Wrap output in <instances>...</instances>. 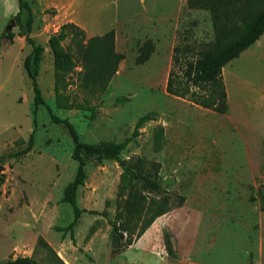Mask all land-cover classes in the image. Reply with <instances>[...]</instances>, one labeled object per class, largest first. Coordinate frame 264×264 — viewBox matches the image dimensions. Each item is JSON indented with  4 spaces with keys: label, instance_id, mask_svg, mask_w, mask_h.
I'll return each instance as SVG.
<instances>
[{
    "label": "rangeland",
    "instance_id": "obj_1",
    "mask_svg": "<svg viewBox=\"0 0 264 264\" xmlns=\"http://www.w3.org/2000/svg\"><path fill=\"white\" fill-rule=\"evenodd\" d=\"M112 1L120 18L114 49L122 57L103 88L92 85L90 93L81 84L83 67L70 37L61 44L76 65L55 55L45 36L33 38L43 46L37 82L46 104L37 107L34 125L22 65L31 45L16 37L26 16L15 14L18 0H0V35L13 32L0 39V261L264 264V33L222 67L227 109L218 113L165 90L178 65L176 47L181 62L213 47L209 10L188 7L187 0ZM145 13L161 16L159 23ZM142 51L148 56L138 60ZM46 106L84 142L125 141L118 159H85L76 201L86 211L72 230L66 228L72 209L62 196L77 169L74 144ZM141 116L146 119L135 128ZM32 131L26 154L5 157L25 147ZM121 160L155 174L161 191L145 188Z\"/></svg>",
    "mask_w": 264,
    "mask_h": 264
},
{
    "label": "trees",
    "instance_id": "obj_2",
    "mask_svg": "<svg viewBox=\"0 0 264 264\" xmlns=\"http://www.w3.org/2000/svg\"><path fill=\"white\" fill-rule=\"evenodd\" d=\"M188 7L198 9H208L212 27L214 30L215 43L211 49L199 51L190 59L181 62L174 49V64H178L176 69L168 72L165 90L167 93L187 98L192 103L212 111L223 113L227 109V94L222 78V67L231 59L237 57L243 50L254 43L264 32V0H187ZM19 10L28 9V15L25 20V30L21 32L25 41L31 45V51L25 55L22 60L23 69L30 79L33 98H32V121L36 124L35 113L39 105H46L41 95L37 77L40 69V61L43 46L37 44L30 36L32 15L26 0H18ZM13 32L8 30L0 35L11 39ZM70 37V40L76 46V56L80 60L83 72V81L81 84L89 85V92H93L92 85H100L103 88L109 76L114 72L121 54L114 49V30L94 35L86 39L83 29L71 22L60 25L57 32L51 34L47 39V44L55 55H63V59L73 65H76L74 54L64 50L61 42ZM148 51H142L138 60L146 59ZM88 102L86 98L83 99ZM51 122L62 124L66 127L73 140L72 158L77 161V169L73 179L65 186L63 190L62 201L68 203L72 209L73 219L66 226L72 230L82 212L86 211L80 208L76 201L77 188L85 179V159L89 156L98 158L118 159L119 152L124 148L125 141L121 142H100L87 143L82 141L72 123L59 117L46 106ZM146 119L141 116L135 125L140 126ZM135 133V132H134ZM33 131L27 139V144L23 148L9 151L5 157H15L26 154L33 145ZM2 160L0 159V162ZM124 170L133 178L140 180L143 186L151 191L159 193L160 185L156 181V175L134 171L129 166H124ZM1 193V191H0ZM261 209L264 212V195L261 201ZM163 212L155 214L149 222L142 227L140 236L144 230L151 224L155 217ZM116 228H114L115 230ZM71 239L73 234L71 233ZM37 243L52 251L49 244L41 237H38ZM132 244V240L127 241L123 247ZM168 251L172 252L170 247ZM0 264H41L29 256H17L14 259L0 261Z\"/></svg>",
    "mask_w": 264,
    "mask_h": 264
},
{
    "label": "crops",
    "instance_id": "obj_3",
    "mask_svg": "<svg viewBox=\"0 0 264 264\" xmlns=\"http://www.w3.org/2000/svg\"><path fill=\"white\" fill-rule=\"evenodd\" d=\"M26 2L32 15L30 30L32 38L45 36L48 39L66 22L74 23L83 29L87 38L101 35L110 29L114 30V34L117 33L120 18L114 10L112 0H26ZM17 13L27 17L28 9L16 10L15 14ZM143 17H151L156 24L159 23L161 16L152 17L145 13ZM16 37L25 44L24 36L17 34Z\"/></svg>",
    "mask_w": 264,
    "mask_h": 264
},
{
    "label": "water",
    "instance_id": "obj_4",
    "mask_svg": "<svg viewBox=\"0 0 264 264\" xmlns=\"http://www.w3.org/2000/svg\"><path fill=\"white\" fill-rule=\"evenodd\" d=\"M120 164L122 165V166H124V161H120ZM4 169V165L2 164V163H0V173H1V171ZM173 259V258H172Z\"/></svg>",
    "mask_w": 264,
    "mask_h": 264
}]
</instances>
